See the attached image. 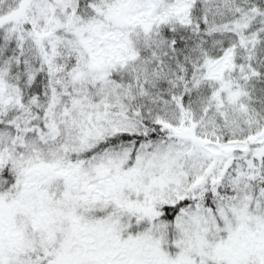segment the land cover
<instances>
[{"label":"snow or ice","instance_id":"6c2138e0","mask_svg":"<svg viewBox=\"0 0 264 264\" xmlns=\"http://www.w3.org/2000/svg\"><path fill=\"white\" fill-rule=\"evenodd\" d=\"M0 264H264V0H0Z\"/></svg>","mask_w":264,"mask_h":264}]
</instances>
